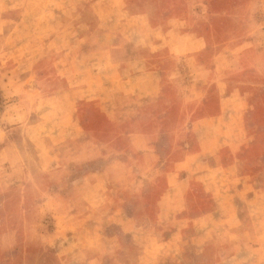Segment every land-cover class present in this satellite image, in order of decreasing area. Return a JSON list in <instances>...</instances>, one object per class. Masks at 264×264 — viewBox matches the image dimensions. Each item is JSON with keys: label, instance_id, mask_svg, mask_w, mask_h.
I'll use <instances>...</instances> for the list:
<instances>
[{"label": "rangeland", "instance_id": "rangeland-1", "mask_svg": "<svg viewBox=\"0 0 264 264\" xmlns=\"http://www.w3.org/2000/svg\"><path fill=\"white\" fill-rule=\"evenodd\" d=\"M86 1L0 0V264H264V0H95L190 33L144 59L103 21L32 71V20Z\"/></svg>", "mask_w": 264, "mask_h": 264}, {"label": "crops", "instance_id": "crops-1", "mask_svg": "<svg viewBox=\"0 0 264 264\" xmlns=\"http://www.w3.org/2000/svg\"><path fill=\"white\" fill-rule=\"evenodd\" d=\"M55 3L59 4L63 2L56 1ZM85 7L88 10L87 12L83 11V8ZM43 11L46 13L45 15L37 16L36 19L32 20L30 23V26L33 27L32 34L38 37L32 38V45H28V56L26 57L27 63H31V60L35 59L38 54V58L40 59L37 63L33 62L32 65L29 64L32 71L36 67H48L47 62L46 64L41 62V59H45L49 56L50 52H52V49H48V44L54 43V41H57L58 43L63 42L62 45L66 49L69 48L70 50H76V43L80 39V36L82 37L83 35L82 28L96 29L103 21H127L130 24V28L125 31L124 36L130 42L135 43L139 54L144 59L146 56L162 58L171 53L176 54L179 50L177 49L178 42L175 41L178 40V37L184 39L185 35L190 33L186 30H180L181 28L175 25L176 18L173 19L168 17L167 20H160L148 10L147 6H139L136 5V3L130 2L115 3L114 1H110L100 4L98 1L91 0L87 3H68L67 5H62V7L58 9H56V7L48 8L46 6ZM116 11L118 16L113 18L112 16ZM85 13L86 16L84 17V20H82V18L78 19L79 15L82 16ZM42 26L45 27L43 28L45 31H53L49 33V35H45L41 31L36 30ZM101 30L102 29L99 28V31ZM128 32L130 33L128 34ZM192 37H194L193 40L196 39L195 41L202 46L203 41L201 38L199 39L200 35H192ZM27 41H31V39H28ZM3 46L4 45L2 44V48ZM18 47L16 49H12L11 47V55L16 56L20 53ZM62 53L60 55H62ZM112 67L117 68L116 71L125 72L124 79L122 80V84L126 88L125 91H139L138 93L145 91L146 94H159L162 71L158 68L150 67L145 70H135L134 63L128 61L112 64ZM126 75H129V77L126 78ZM18 85L17 80L14 82L13 86L17 87Z\"/></svg>", "mask_w": 264, "mask_h": 264}]
</instances>
